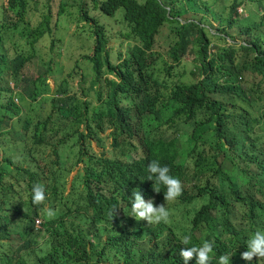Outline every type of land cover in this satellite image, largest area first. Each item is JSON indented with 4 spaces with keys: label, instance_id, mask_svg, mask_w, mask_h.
<instances>
[{
    "label": "trees",
    "instance_id": "16d2710c",
    "mask_svg": "<svg viewBox=\"0 0 264 264\" xmlns=\"http://www.w3.org/2000/svg\"><path fill=\"white\" fill-rule=\"evenodd\" d=\"M30 3L0 5V264H185L181 248L205 241L213 244L211 264L222 254L230 256L229 264H264L258 257L242 258L247 240L264 231L256 87L241 81L264 63V44L256 40V0H103V13L122 9L129 28L131 43L118 63L110 59L104 26L81 9L84 20L94 21L90 86L82 83L87 75L81 72L76 90L64 78L43 94L37 81L48 74H41L29 88L36 104L21 112L14 96L26 99L22 70L36 56L39 40L54 30L49 15L28 32L31 50L9 45L29 22ZM165 26L172 38L162 53L155 46ZM189 51L197 79L171 81L172 69ZM43 102L50 104L46 114ZM12 114L24 133L23 160L5 148L14 143ZM187 126L189 136L183 132ZM94 142L104 150L96 151ZM131 154L138 156L129 160ZM153 160L182 182V195L168 205L164 186L156 193L154 181L145 179ZM38 183L46 194L39 206L32 203ZM137 189L145 200L168 207V224L150 227L131 217ZM113 207L115 217L109 216ZM45 208L54 209L55 217L48 218ZM185 235L191 244L181 243ZM187 264H197L196 258Z\"/></svg>",
    "mask_w": 264,
    "mask_h": 264
},
{
    "label": "rangeland",
    "instance_id": "374dc122",
    "mask_svg": "<svg viewBox=\"0 0 264 264\" xmlns=\"http://www.w3.org/2000/svg\"><path fill=\"white\" fill-rule=\"evenodd\" d=\"M103 0H31L28 18L29 22L22 24L15 32V37L10 41L9 45L15 46L19 50L29 51L32 48L33 38L28 35V32L40 26V23L46 21L47 16L50 15L52 25L54 27L52 34L45 35L37 43V54L29 61L22 70L24 80L21 82L20 90L26 96L22 101L18 96H14L21 112L24 111V105L29 110L36 101L29 95V88L35 87V79L41 74H48L45 81H37V91L39 93H51L56 84L60 83L64 78H68L73 89L78 88L81 83L80 73L84 72L87 75L86 81H82L85 86H90L93 78L92 63L87 58L94 53L96 41L91 32V25L94 21L84 20L80 10L84 9L90 17L104 26L107 41V50L110 53V59L113 63H118L120 58L124 56L126 49L131 43L128 38V25L123 17V10L117 11L113 16H109L100 9V3ZM8 0H0V5H7ZM261 3L256 0V37L263 36L264 38V14L261 11ZM240 13H246L244 7H240ZM249 17V14H246ZM171 34L168 26L162 28L157 36L156 50L166 53L170 42ZM29 40V42H28ZM215 42H218L215 40ZM54 45V46H52ZM214 48V46H213ZM123 55V56H120ZM195 55L189 51L182 61V63L172 69L171 81L183 80L185 82L195 81L198 77V72L195 69ZM195 72V73H194ZM113 77L114 75H110ZM258 78L256 81V74L246 71L241 77L242 84L246 87H256L259 95L264 96V85L259 84ZM14 86V83L11 82ZM19 91V89H17ZM40 100V97H38ZM23 103V104H21ZM41 110L46 114L50 111V104L43 102L40 104ZM13 118L9 119L10 125L13 127L10 139L14 142L13 145L6 144L5 148L15 150V156L19 160H23V153L19 144L23 138L24 133L21 131L18 124V116L12 114ZM191 127L187 126L183 132L186 136L191 133ZM167 133H173L175 128H164ZM264 131H258L256 136L261 135ZM205 139H209V135H204ZM264 142V137L261 138V143ZM111 139L107 140V149H110ZM94 148L98 152L104 149L93 143ZM76 150V149H74ZM214 154L215 150H211ZM0 154H2V147L0 146ZM137 154H131L127 158L133 160ZM219 160L225 161L223 153L219 154ZM83 165V164H80ZM77 168L72 171L69 177V186L77 174ZM124 213L129 212L127 207L123 209ZM173 217L177 223L181 222V216L174 214ZM41 218V217H40Z\"/></svg>",
    "mask_w": 264,
    "mask_h": 264
},
{
    "label": "clouds",
    "instance_id": "9594fccd",
    "mask_svg": "<svg viewBox=\"0 0 264 264\" xmlns=\"http://www.w3.org/2000/svg\"><path fill=\"white\" fill-rule=\"evenodd\" d=\"M261 6L264 5V0H259ZM262 13L264 14V7L261 8ZM261 40L264 44L263 36H257L256 40ZM257 54V51H256ZM259 80V84L264 85V63L260 67H256V81ZM264 117V96L259 95L256 91V135L258 134L259 129L264 131V123H260V118ZM264 137V133L259 136H256V139L259 145L264 146V142L261 143V138ZM170 169L168 166H161L157 160H153L149 163L146 169V178L149 181H154L153 190L156 193H159L160 186L163 185L166 191H164V198L166 205L171 202L176 201L183 192L182 182L171 176ZM133 199L131 200V217L140 222L147 223L148 226L153 227L157 224H168L170 221V211L167 206L161 204L159 206L155 205L153 199L145 200L141 195V192L137 189L133 191ZM46 200L45 187L43 184H35L32 188V203L34 205H43ZM46 216L48 218H54L56 212L52 208L44 209ZM117 215V208L113 207L109 216L115 217ZM37 225V223H36ZM40 225V224H39ZM38 225V226H39ZM37 226V227H38ZM183 245L191 244V236L185 235L181 239ZM248 250L242 253V258L245 260H252L254 257H258L261 260H264V231L255 232L247 240ZM213 252V244L211 242L205 241L201 246H191V247H182L180 250V257L183 259L185 264L194 257L196 258L197 264H211ZM230 256L222 254L219 256L218 264H229Z\"/></svg>",
    "mask_w": 264,
    "mask_h": 264
},
{
    "label": "built area",
    "instance_id": "2783aa9c",
    "mask_svg": "<svg viewBox=\"0 0 264 264\" xmlns=\"http://www.w3.org/2000/svg\"><path fill=\"white\" fill-rule=\"evenodd\" d=\"M37 226L40 224V219L36 220Z\"/></svg>",
    "mask_w": 264,
    "mask_h": 264
}]
</instances>
